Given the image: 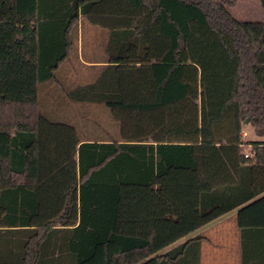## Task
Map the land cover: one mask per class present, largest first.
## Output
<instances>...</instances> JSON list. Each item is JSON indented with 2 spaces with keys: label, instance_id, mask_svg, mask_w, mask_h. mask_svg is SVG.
Listing matches in <instances>:
<instances>
[{
  "label": "trees",
  "instance_id": "trees-1",
  "mask_svg": "<svg viewBox=\"0 0 264 264\" xmlns=\"http://www.w3.org/2000/svg\"><path fill=\"white\" fill-rule=\"evenodd\" d=\"M236 2L0 0V264H182L156 253L264 192V22ZM236 223L264 264V195Z\"/></svg>",
  "mask_w": 264,
  "mask_h": 264
},
{
  "label": "crops",
  "instance_id": "crops-1",
  "mask_svg": "<svg viewBox=\"0 0 264 264\" xmlns=\"http://www.w3.org/2000/svg\"><path fill=\"white\" fill-rule=\"evenodd\" d=\"M249 1H251V6L249 5L248 8L243 10L248 12L249 9H252L254 11L253 15H249L244 11L240 12L237 5L238 3H244L242 5H245V0H237L235 7L229 9L231 16L239 22H264V9L261 7L259 0ZM98 46L99 42L95 47L98 49ZM80 62L84 63V66L88 65L81 60ZM69 71L70 74L74 73L70 67ZM262 195H264V192L179 238L156 254L166 253L175 247L181 246L184 242H188L177 255L182 264H247L245 254L249 250V242L262 238L242 233L236 223V215L241 207ZM194 238L195 240H193ZM191 240L193 241L191 242ZM144 264H157V261L154 258H149Z\"/></svg>",
  "mask_w": 264,
  "mask_h": 264
},
{
  "label": "rangeland",
  "instance_id": "rangeland-1",
  "mask_svg": "<svg viewBox=\"0 0 264 264\" xmlns=\"http://www.w3.org/2000/svg\"><path fill=\"white\" fill-rule=\"evenodd\" d=\"M251 1L245 0V5H242L244 3H238L237 7H239L240 12H247V10H243L244 8H248ZM251 6V5H250ZM253 10L249 9L247 13L249 15H253ZM81 19H79L80 21ZM83 34H82V39H81V30L78 29V42L76 45L75 49V55L71 56L68 67L72 70L73 77L77 79L79 82H85L88 80V78L91 76L90 72L87 71L86 67L81 64L80 60L82 62H87L88 57H91L96 51L97 48L95 47L98 42H100V35L99 33L90 26H83ZM82 45V47H81ZM68 71V69H65V71ZM68 74V73H67ZM70 74V71H69ZM69 77V76H68ZM90 79V78H89ZM68 82H61L57 81V83H52L54 93L60 94V92L67 87ZM52 92H42L39 95L40 101H41V112L45 114L48 118L53 119L54 115L56 117L62 120H69L70 118H73L72 114V109L68 110V108H61V106L58 105V101L55 102V100H59L61 98L53 97ZM54 101V102H53ZM61 101V100H59ZM56 103L58 107L54 104ZM62 111V112H61ZM245 134V135H244ZM243 135L245 139H260V137L256 136L253 128L248 124V119L246 121L245 119V124L243 127ZM248 153V151H246Z\"/></svg>",
  "mask_w": 264,
  "mask_h": 264
},
{
  "label": "built area",
  "instance_id": "built-area-1",
  "mask_svg": "<svg viewBox=\"0 0 264 264\" xmlns=\"http://www.w3.org/2000/svg\"><path fill=\"white\" fill-rule=\"evenodd\" d=\"M247 155H248L247 153L244 154L245 157H246Z\"/></svg>",
  "mask_w": 264,
  "mask_h": 264
},
{
  "label": "water",
  "instance_id": "water-1",
  "mask_svg": "<svg viewBox=\"0 0 264 264\" xmlns=\"http://www.w3.org/2000/svg\"><path fill=\"white\" fill-rule=\"evenodd\" d=\"M246 121H247V119H246Z\"/></svg>",
  "mask_w": 264,
  "mask_h": 264
}]
</instances>
